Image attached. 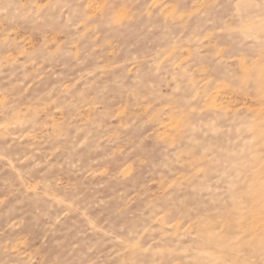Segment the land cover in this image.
I'll return each instance as SVG.
<instances>
[{
	"label": "rangeland",
	"instance_id": "374dc122",
	"mask_svg": "<svg viewBox=\"0 0 264 264\" xmlns=\"http://www.w3.org/2000/svg\"><path fill=\"white\" fill-rule=\"evenodd\" d=\"M0 264H264V0H0Z\"/></svg>",
	"mask_w": 264,
	"mask_h": 264
}]
</instances>
